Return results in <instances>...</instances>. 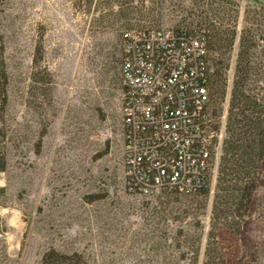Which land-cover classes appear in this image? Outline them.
Masks as SVG:
<instances>
[{
    "label": "rangeland",
    "instance_id": "rangeland-1",
    "mask_svg": "<svg viewBox=\"0 0 264 264\" xmlns=\"http://www.w3.org/2000/svg\"><path fill=\"white\" fill-rule=\"evenodd\" d=\"M218 1L216 16L204 0H0L7 74L0 264H43L51 248L94 264H185L198 246L203 264L245 9L264 5ZM206 17L237 22L234 45L221 57L228 92L222 117H214L210 191L133 194L123 154V34L161 24L199 28ZM219 242L225 264H264V163L242 229L220 230Z\"/></svg>",
    "mask_w": 264,
    "mask_h": 264
},
{
    "label": "built area",
    "instance_id": "built-area-1",
    "mask_svg": "<svg viewBox=\"0 0 264 264\" xmlns=\"http://www.w3.org/2000/svg\"><path fill=\"white\" fill-rule=\"evenodd\" d=\"M205 55L199 28L161 24L124 32L123 154L133 194L193 193L209 183L217 132L201 82Z\"/></svg>",
    "mask_w": 264,
    "mask_h": 264
},
{
    "label": "trees",
    "instance_id": "trees-1",
    "mask_svg": "<svg viewBox=\"0 0 264 264\" xmlns=\"http://www.w3.org/2000/svg\"><path fill=\"white\" fill-rule=\"evenodd\" d=\"M205 10L217 16L222 11L221 1L204 0ZM204 18L198 22L199 31L206 49L205 81L201 80L208 91V102L213 117L221 118L224 107L221 101L227 96L228 63L223 57L225 48H231L236 39V19L229 22ZM227 25V26H225ZM152 26V25H150ZM140 27V28H147ZM225 27V29H224ZM132 28V29H140ZM181 27H178L179 29ZM195 35V30H189ZM1 54L4 52L0 41ZM219 51H222L219 53ZM257 52V53H256ZM218 53V54H217ZM123 62V60H122ZM122 65V64H121ZM7 74L0 60V110H4L6 99ZM3 116L0 115V119ZM214 128H219L214 123ZM173 146V145H172ZM168 145L166 156L172 149ZM171 162V161H170ZM264 163V5H247L244 27L240 37L239 52L231 90L225 137L222 144L215 198L212 209L211 225L208 233L203 264H225L224 254L219 242V232L228 229L240 232L248 217L257 190L258 173ZM6 163H0L4 170ZM209 183L197 192L207 195ZM178 194L173 191L166 195ZM200 247L192 262L198 264ZM43 264H94L82 253L62 252L51 248L43 256Z\"/></svg>",
    "mask_w": 264,
    "mask_h": 264
},
{
    "label": "bare ground",
    "instance_id": "bare-ground-1",
    "mask_svg": "<svg viewBox=\"0 0 264 264\" xmlns=\"http://www.w3.org/2000/svg\"><path fill=\"white\" fill-rule=\"evenodd\" d=\"M14 242H16V241L14 240Z\"/></svg>",
    "mask_w": 264,
    "mask_h": 264
}]
</instances>
